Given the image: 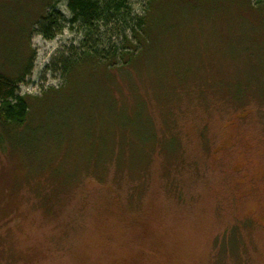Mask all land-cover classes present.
Here are the masks:
<instances>
[{
  "label": "rangeland",
  "instance_id": "374dc122",
  "mask_svg": "<svg viewBox=\"0 0 264 264\" xmlns=\"http://www.w3.org/2000/svg\"><path fill=\"white\" fill-rule=\"evenodd\" d=\"M28 1L0 0V73L32 65L27 123L0 126V264H264V0H129L151 43L110 71L128 117L105 129L88 69L65 100L59 63L83 35L22 40Z\"/></svg>",
  "mask_w": 264,
  "mask_h": 264
},
{
  "label": "trees",
  "instance_id": "16d2710c",
  "mask_svg": "<svg viewBox=\"0 0 264 264\" xmlns=\"http://www.w3.org/2000/svg\"><path fill=\"white\" fill-rule=\"evenodd\" d=\"M62 1L29 0L28 4H30V8L37 4V7L39 6V10L41 9V11L40 13L38 12V18L32 24L28 19L30 8L27 13H22V16L26 20V26L20 30V38L22 40L25 38L26 41L29 31L35 30V32L43 36L46 40H53L63 31L65 23L66 26L67 24L74 26L83 35V39L80 41L79 46L72 47L69 56L59 63V71L62 72L61 74L66 79L68 78L66 82V94H64L65 100L68 98V88L70 85H78L84 80H87V83L93 81L92 86H97L100 93L99 96L106 101L104 108L109 113L114 114L113 118H108L110 117L108 114L102 116L100 127H104L103 129L114 128V125H112L113 121H118L119 116L127 118L128 112L125 107H120L118 110L114 109L116 102L113 91L116 81L113 79L110 71L116 67L123 69L127 65L133 66L137 62L139 55L142 57L144 53H147L146 51L151 43V39L149 38L151 35L150 32H152L150 31L152 26L146 20V15L147 13L149 14V10H145L146 15L144 16L137 15L129 0H65L70 13V18H68L58 8V5ZM175 1L153 0L152 2L156 5L166 2L173 5ZM187 1L175 5L176 7L168 6L169 10H171L170 13L174 14L173 7H191V5H195L204 0ZM212 2L218 3L222 1L212 0ZM250 3L251 0H248L247 4L249 5ZM165 10H168L167 6H165ZM263 11L260 12L262 13ZM160 21H162V18H160ZM30 28L34 29L31 30ZM137 45L140 47V54L136 51L138 48ZM140 63L141 61L136 63V66ZM10 66L17 70L15 75L11 77L0 73V126L8 131L22 128L27 123L29 114H31V107L26 100L27 97L22 96L19 92V85L25 82L26 77L32 71L30 59L26 61L23 57H18L16 61L10 62ZM82 68H84L82 71L88 69L89 74H86L82 81L76 82V84L73 83L71 79L76 74L78 76L83 73L80 71ZM116 87L118 88L119 85ZM51 91L55 90L52 89ZM137 120L139 121V119ZM146 121H144V127L147 125ZM129 123V121H125L122 129L126 130V128L132 127L128 125ZM133 131L139 134L144 131L141 139L145 141L146 145L152 143L153 140L149 135H146L145 128L139 126ZM15 133H18V131L13 132V134ZM106 155H108V150L106 153H102V158Z\"/></svg>",
  "mask_w": 264,
  "mask_h": 264
}]
</instances>
